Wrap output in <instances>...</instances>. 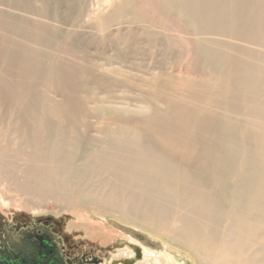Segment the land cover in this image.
I'll return each mask as SVG.
<instances>
[{"label":"bare ground","instance_id":"obj_1","mask_svg":"<svg viewBox=\"0 0 264 264\" xmlns=\"http://www.w3.org/2000/svg\"><path fill=\"white\" fill-rule=\"evenodd\" d=\"M53 1L11 0L9 8L41 15ZM153 1L160 11L157 15L164 20L148 17V11L138 8V0H118L109 16L91 20L98 31L113 27L110 32L119 37L123 30L133 33L139 46L148 49L152 63L143 70L130 69L116 50L113 56L79 61L84 80L78 86L84 93L80 107L84 109L82 117L91 124L75 122L76 127H63L56 120L58 110L53 101L37 91L22 92L18 108L29 113V152L13 155L28 164L23 170L29 178L26 190L67 199L71 195L80 206H95L110 216L117 214L119 222L188 250L196 264H264V0ZM146 4L149 7V2ZM174 26L184 34L183 39L179 32L171 33L176 27L169 32ZM47 28L36 33L38 50L34 44L37 52L30 59L28 88L37 87L39 76L49 73L44 65L48 53L41 50L62 34L57 29L50 33ZM174 33H179L178 43L181 39L194 47L200 61L197 75L205 83L179 84L181 70L170 53ZM185 53L188 57L191 54ZM68 113L60 114L70 117ZM83 132L93 135L84 138ZM91 174L98 185L111 186L119 194L125 191L124 202L87 190L85 177ZM101 228L103 232L93 236L97 242L105 239L102 235L119 236L105 226ZM152 256L165 264H178L166 252Z\"/></svg>","mask_w":264,"mask_h":264},{"label":"rangeland","instance_id":"obj_2","mask_svg":"<svg viewBox=\"0 0 264 264\" xmlns=\"http://www.w3.org/2000/svg\"><path fill=\"white\" fill-rule=\"evenodd\" d=\"M10 2H11V0H0V8L2 11V12L0 11V161L2 162L0 164V166L3 168L2 169L0 167V178H2V179H0V198H1V203H0V205H1L0 206V233L7 235V233L14 231L16 229L26 228V227H34V226L48 228L50 231H52L53 234H55L59 238L60 247L62 249V253L65 256V258H69L70 261L76 262V264H123L124 260H130V261H132V264H165L164 262L155 260V258H153L152 254L154 255L156 252L146 250L144 248H142L143 254H142L141 258L139 260L136 259L135 253L131 247L132 245L136 244L135 241H133L132 239H130L128 236L124 235L123 233L119 232L115 228H113L110 224V221H113L117 224L136 229V230L148 235L149 237H151L152 239H154L158 242L160 241V243L161 244L163 243L162 245H164L163 246L164 249L162 252H166L170 255H173V258L175 259V261L178 264H196L195 259L192 257L191 253L188 250H185L184 248H182L180 246H176V245L174 246L168 240H166L160 236L148 234L147 232H145L141 229H137L135 227L128 226V225H125V224L119 222V219L116 217L117 214L110 216V215H106L104 210H102V209L99 210L95 206H93V207L92 206H89V207L80 206L79 203H77L75 200H73V198L69 197L71 195H68V199H67L66 197H63V196L60 197L59 195H51V194L44 195V194H36V193L29 194V192L26 190V188L28 189L27 182L29 181V178L24 176L23 172L26 170L25 165H28V164L25 161H21L18 158L16 159L15 156L13 155V152H23V154L29 152V150L27 149L28 147L26 146V138L28 135L27 126H28L29 113L23 109L19 110V108H18V106H20V104L22 103V95H21L22 92L26 89H29L30 92L31 91H33V92L37 91L38 93L41 94L42 97H46L48 100L53 101L57 107V110H58V116H57L58 118H56V120L63 127H67L70 129L72 127H76V125H81V124L82 125L83 124L88 125L91 120L90 119L89 120L85 119L86 121L84 120V117H82L84 109L82 107H80V106H82L81 102H80L82 100L81 96H84V93H82V91L79 90L80 88H78V86H79V83H81L80 81L84 82V80H81L82 79V77H81L82 69H81V62H79V61H81L82 59L86 60V58H89L92 60V59L96 58V56L97 57L113 56V51L114 52L117 51L116 53L120 54V56H121V58H119L120 61L123 59L121 62L124 64L127 63L125 65L127 67H129L130 69L135 68L137 70H143V69H146V67L151 66L152 63H151V60H149L150 59V56H149L150 53H149L148 49H146L144 46H139V44L137 42V38L133 33L125 32L123 30V31H121V35L119 37V36H116L114 34V32H112L113 34L110 32V30L113 29L112 26H111L112 28H109L108 31H98L94 27V24L92 23L93 21H91V20H93L97 16H102V17L109 16L110 13L113 12L114 6L118 2V0H95V1L94 0H92V1L91 0H88V1L87 0H63L62 2H61V0H55V2L53 1L52 4L49 6L50 8L47 10V13L41 14V15L39 12H36V13L35 12L34 13L33 12H24V11H21V9H18V10L14 9L13 10V8H9L11 5ZM146 2L147 3L149 2V7H148V4H146ZM1 3L3 5L5 4V5L3 6ZM53 4H55V5H53ZM142 4H143V6H142ZM154 4H155V1H153V4H152V0H138V5H139L138 8H140V10L142 12L148 11L146 13V14H148L147 15L148 17L150 14V17L152 16L155 19L158 18L157 20L160 19V21L164 20V18H161L158 16L159 15L158 12H160V11H158L159 10L158 7H156V5H154ZM36 5H39V4L37 3ZM52 5H53V7H52ZM58 5L60 8L58 7ZM150 5L151 6L154 5V6L151 7ZM4 7H5V9H4ZM81 7H82V9H81ZM144 8L146 10H144ZM154 9H155V11H154ZM12 10H13V12H12ZM81 10H83V11H81ZM87 11H90V12H87ZM154 12H156V13H154ZM70 14L71 15L73 14V15L69 16ZM20 15H22V17ZM55 15H56V17L57 16L58 17L55 18ZM35 16H37V17H35ZM33 17L36 19V21L34 20ZM40 18H41L42 22L39 20ZM70 18H72L73 20L72 19L70 20ZM53 20H54L55 24H54V22H52ZM13 22H14V24H13ZM29 22H30V24H29ZM43 22L45 24H43ZM31 23H33V24H31ZM9 24L11 25L12 28L8 27V26H10ZM17 24H18V26H17ZM19 26L22 28H20ZM44 26L46 28L48 27L47 29L49 30L50 33H52L53 30L57 29L56 32L57 31L60 33L62 32V34L60 37H57L55 40H53L52 41L53 43L51 42L52 44L50 43L49 48L45 49L46 52L44 51V49L41 50V52H43L45 54L48 53V54H46L47 57L45 59L44 65H46L48 67L49 73H47V74L44 73L43 75L39 76V79H38L39 82H38L37 87L30 85V87H32V88H28L29 84H30V82H28L29 74H30V61H31L30 59L37 52L36 48L38 50V47L36 45V42H38V41H36L37 40V34L36 33H38L39 31L41 32L42 29H45ZM49 26L52 28H50ZM59 27H61V28H59ZM64 27L66 30H64ZM75 27H77V28H75ZM175 27L176 26L169 28L170 29L169 32H171L172 29H175ZM31 29L33 30L32 31L33 33L31 32ZM70 29H71L72 33H70L71 32ZM83 30H84V32H83ZM16 31L19 34L16 33ZM24 31H25V33H24ZM85 31H87V32H85ZM89 31H91L92 33H90ZM176 31L179 32L180 34L177 33V35H176V33H174L176 35V37L172 38V40L173 39L174 40L171 41L170 46L172 49L170 48V53H171V58L173 57V59L176 60V62H178V66L181 70V72L179 74L177 73L178 74L177 78H179V80H181V81H179L180 82L179 84L183 85L185 83H191L192 85H198V84L205 83L202 76L201 75H200L201 77L198 76L200 74L199 68H198L199 67L198 65H200L199 64L200 61H199V57L197 56V54L195 52V49H192L194 47L192 46V44H190L189 41H186L187 42L186 43L185 39H184L185 43H183V40H181V39H180V41H182V42L178 43L179 39L177 36L180 35V37H182V39L185 36L177 27H176L175 31L173 30L171 33L176 32ZM108 32H109V34H108ZM94 33H96V34H94ZM21 34H23V35H21ZM93 36L94 37L99 36V38L96 37L97 38L96 39ZM35 37H36V39H35ZM87 37H89L90 39H88ZM114 37H116V38H114ZM29 38H30V40H29ZM130 38L132 40H130ZM65 39H66V42H65ZM84 39H86V40H84ZM111 40H113L114 42ZM120 40H122V41H120ZM68 41H69V43H68ZM84 42L86 45L85 44L83 45ZM120 42L121 43L123 42V43L120 44ZM70 43H71V45H70ZM76 43L81 47H79ZM88 43H89V45H87ZM112 43H115L114 47H113ZM34 44H35L36 48L34 47ZM105 44L107 47L105 46ZM183 44H185V45H183ZM188 44H190L191 46ZM91 45H93V47ZM117 45H118L119 49H118ZM122 45H124V46H122ZM86 46H87V48H86ZM64 47L65 48L67 47L66 48L67 52H66V50H64ZM68 47H69V50H68ZM125 47H127V48H125ZM26 48H27V50H26ZM74 48L76 50H74ZM81 48H82V50H81ZM103 49H105V50H103ZM108 49L109 50L112 49V51L110 50L112 53ZM124 49H125V51H124ZM177 49H179V51ZM182 49H185V51L187 52L188 55L191 52L189 57L186 55L185 51L183 52ZM127 50H129V51L127 52ZM133 50H136L137 53H133V52H135ZM180 50H182V51L180 52ZM34 51H36V52H34ZM92 51H94V52H92ZM107 51L109 52V55H108ZM139 51L145 52V55L141 54ZM76 52H77V55L74 54ZM80 52H81V54H80ZM87 52H89L90 54H88ZM70 53H71V55H70ZM98 53L100 56L98 55ZM129 53H131V55ZM139 53H140V55H138ZM28 54H29L30 58L28 57ZM94 54H95V56H94ZM172 54H174V55H172ZM180 54L181 55L183 54V56H181V60L183 62H181V60H180ZM78 55H79V57H78ZM129 55H130V58H127V56L129 57ZM56 56H58V57H56ZM131 56H132V58H131ZM136 56H138V59ZM147 56H149V57H147ZM71 57H72V59H71ZM144 57H146V58H144ZM173 59H171V60H173ZM75 60L78 61L79 64L76 63ZM138 60L140 62H138ZM87 61H88V59H87ZM53 62H54V64H53ZM128 62H129V64H128ZM144 63H146V65ZM137 65L139 66V69H138ZM73 68H75V69L73 70ZM184 69L187 71H184ZM182 71L186 72V74H184ZM189 71H190V73H189ZM71 73H73V74H71ZM191 73H192V75H191ZM132 74L135 75L136 72L134 71V72H132ZM177 74H175V75H177ZM189 75H191V76H189ZM188 76H189V78H188ZM194 76H196V77H194ZM44 83L47 85L48 89L45 88ZM59 91H60V93H59ZM19 93H20V95H19ZM62 93H64L65 95ZM68 95H69V97H68ZM65 96H66V98H65ZM99 96L102 97L101 94ZM76 98H78V99H76ZM74 100H77V101L79 100V103L77 101H74ZM76 102H77V104H73ZM114 105H119V104H114ZM129 105H133V104L129 103ZM130 108H133V107H130ZM68 111H69V113L70 112L71 113L69 114ZM72 112H74V113L72 114ZM60 113H63V114L68 113L71 116L70 117L66 116L67 114L64 116L63 114H60ZM60 120H61V122H60ZM75 122L78 124H76ZM66 125H68V126H66ZM90 134L93 135L91 132L90 133L83 132L84 138L90 137L91 136ZM9 158H10V160H9ZM19 161H20V163L18 164ZM4 163L6 165H4ZM5 166L6 167L10 166V167L8 169V167L6 168ZM11 167H12V169H11ZM1 169H2V171H1ZM4 173H6V176L4 175ZM91 175H92V177H91ZM91 175H89L90 178L87 177L88 179L85 177V181H86L85 186L87 187V190L89 189V191L91 193H93L92 191H94L95 195L99 194L100 197H105L107 194L106 197H109V199H111L112 201H113V198H115V201L124 202L125 199L123 197H126L125 191L124 192L120 191V194H119V191L118 190L115 191L111 186L98 185L96 183L98 179L93 174H91ZM3 177H4V179H3ZM22 177H23V180H22ZM16 181H17V183H16ZM7 182L9 184H6ZM3 183H5V184H3ZM93 183H95V184H93ZM96 184H97V186H96ZM99 186H101V187H99ZM107 187H108V190L106 189ZM112 190H114L115 192ZM96 191H97V193H96ZM111 191H112V193H111ZM113 194H115L116 196H119L118 200L116 199L117 197ZM38 197H39V199H38ZM69 198H70V200H69ZM66 199L70 203L72 201V203L71 204L68 203V201ZM72 204L74 205V207ZM1 207H2V209H1ZM67 207H69V212H67V210H68ZM3 209H4V211H3ZM75 209H76V212L72 213L71 210L74 211ZM6 211H8V212H6ZM62 211H65V212H62ZM90 211L94 212L95 214L91 213ZM77 213H79V214H77ZM76 214H77V216L74 217V215H76ZM4 215H6V216H4ZM77 217H78V220H77ZM84 220H85V223H83ZM81 222H82V224H81ZM98 224H100V225L97 226ZM103 226L107 227L113 233L118 234L119 236L107 237V235H102L103 239L105 237L104 240H102L100 242L95 241L94 237H93L94 234H97L100 231L102 233L103 229L101 227H103ZM152 236H154V237H152ZM117 260H118V262L116 263L115 261H117Z\"/></svg>","mask_w":264,"mask_h":264},{"label":"flooded vegetation","instance_id":"obj_3","mask_svg":"<svg viewBox=\"0 0 264 264\" xmlns=\"http://www.w3.org/2000/svg\"><path fill=\"white\" fill-rule=\"evenodd\" d=\"M135 258L138 259L136 254ZM0 264H76V262L65 258L60 240L52 231L34 226L16 229L7 235L0 233Z\"/></svg>","mask_w":264,"mask_h":264},{"label":"water","instance_id":"obj_4","mask_svg":"<svg viewBox=\"0 0 264 264\" xmlns=\"http://www.w3.org/2000/svg\"><path fill=\"white\" fill-rule=\"evenodd\" d=\"M110 224L113 228L123 233L124 235L128 236L133 241H135L136 244L132 245L131 247L134 253L136 254V256L138 257V260L141 258L143 254L142 248L156 252V254L162 252L164 249L163 245L160 242L152 239L148 235L136 229L117 224L113 221H110ZM123 264H132V261L124 260Z\"/></svg>","mask_w":264,"mask_h":264}]
</instances>
